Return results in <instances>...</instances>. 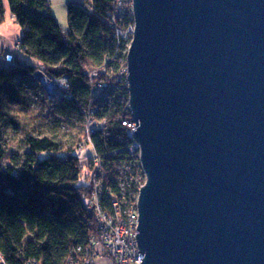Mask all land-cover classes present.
I'll return each instance as SVG.
<instances>
[{"label": "water", "instance_id": "95a60500", "mask_svg": "<svg viewBox=\"0 0 264 264\" xmlns=\"http://www.w3.org/2000/svg\"><path fill=\"white\" fill-rule=\"evenodd\" d=\"M131 2L140 264H264V0Z\"/></svg>", "mask_w": 264, "mask_h": 264}, {"label": "trees", "instance_id": "16d2710c", "mask_svg": "<svg viewBox=\"0 0 264 264\" xmlns=\"http://www.w3.org/2000/svg\"><path fill=\"white\" fill-rule=\"evenodd\" d=\"M5 1L26 34L19 46L22 59L0 67V256L6 264L29 259L65 264L72 249L98 236L94 214L83 206L89 185L78 184L82 167L92 170L93 152L101 159L98 176L100 191L107 190V210L120 195L122 161H132L133 175L142 177L121 125L131 119L121 74L129 40L117 37L114 29L124 31L133 23L131 6L112 23L115 0H80L81 12L69 10L63 31L47 0ZM4 16L0 0V24ZM37 72L48 80L65 78L69 98L50 99ZM97 86L101 90L93 96ZM89 121L97 125L88 142ZM82 146L92 151L87 163L77 154ZM138 188V180L125 185L127 202H135Z\"/></svg>", "mask_w": 264, "mask_h": 264}, {"label": "built area", "instance_id": "2783aa9c", "mask_svg": "<svg viewBox=\"0 0 264 264\" xmlns=\"http://www.w3.org/2000/svg\"><path fill=\"white\" fill-rule=\"evenodd\" d=\"M132 0H115L112 7V23L118 16V12H121L126 5L132 4ZM132 14V11L130 12ZM13 19V17H12ZM133 19V17H132ZM115 34L117 37H122L123 39H128L129 44L132 37L133 23L129 25L124 31H119L115 27ZM25 30L20 29V35L15 42V53H20V44L25 39ZM129 47V46H128ZM15 57L13 55H6L4 61L7 66H11ZM21 64H25L21 61ZM125 75L126 81V63L125 68L122 70L121 74ZM38 75L41 72H37ZM48 84H51V88L45 90L48 95L49 92H54L52 96L48 97H60L69 98V95L65 94L68 89V83L65 78H60L57 80H48ZM44 88V87H43ZM101 90V86H97L96 90H92L93 96H96ZM96 123L89 121L88 127L86 129V140L90 141V135L94 132ZM121 125L126 128V135L129 140H131V145L128 148V153L130 156H135L139 170L138 162V145L134 138V131L136 130V124L130 119V121H122ZM91 150L92 145H89ZM84 147H80L77 150V154H81ZM92 159V172H90L93 178V193L92 199L89 202L84 203V207L93 211L94 217L98 224V236L95 239H91L87 246L77 247L72 249L70 255L68 256L65 264H96V261H106L107 264H140L142 262L143 256H140L138 252L137 243L135 240V235L137 234V212H136V199L135 202H127L125 194H123L126 184L132 183V181H137L139 188L144 183V175L134 176V164L132 161L126 160L121 162L120 176L118 177V188L120 190V195L116 196L113 200L109 202L108 205L103 203V198L101 194L104 195L106 191H100V177L98 172L101 168V159L98 155L93 152ZM140 181V182H139ZM138 188V189H139ZM139 191V190H138ZM122 192V193H121ZM97 259V260H96ZM2 257L0 256V262ZM96 260V261H95ZM26 264H38L35 260L29 259Z\"/></svg>", "mask_w": 264, "mask_h": 264}, {"label": "rangeland", "instance_id": "374dc122", "mask_svg": "<svg viewBox=\"0 0 264 264\" xmlns=\"http://www.w3.org/2000/svg\"><path fill=\"white\" fill-rule=\"evenodd\" d=\"M47 4H48V8H49L52 16L55 18V20L58 23L59 27L63 31H67V29H68L69 10L72 9V12L74 14H78V13L81 12V9H80L79 5L83 6V4L81 5L80 0H47ZM19 35H20V30H19L18 37H19ZM13 56L15 57V55H13ZM2 78H3L2 75H0V80ZM51 99L55 101V100H58V97L57 96L56 97H51ZM17 149H18V151H23L22 145L19 144L17 146ZM81 154H82L81 155V161L87 163V158H88V156L92 155V151L89 148H87V146H86V147H84V150H83V152ZM39 157L43 158L44 154H40ZM90 172H92V171H90ZM90 174L91 173L88 172V169L86 167H82V173H81V177L79 179L78 184L79 185H89V189H90V195H89L88 198L86 197L83 200V204L86 203V202H89L92 199L93 178H92V175H90ZM86 176H87L88 180L85 179ZM101 197L103 198V200H105V197H104L103 194H101ZM96 264H107V262L101 260V261H96Z\"/></svg>", "mask_w": 264, "mask_h": 264}, {"label": "crops", "instance_id": "0c3cea01", "mask_svg": "<svg viewBox=\"0 0 264 264\" xmlns=\"http://www.w3.org/2000/svg\"><path fill=\"white\" fill-rule=\"evenodd\" d=\"M5 16L4 21L0 24V67H6L4 62L6 55H15V60H21V54L15 53V42L21 29L12 19L8 4L4 0Z\"/></svg>", "mask_w": 264, "mask_h": 264}, {"label": "bare ground", "instance_id": "6f19581e", "mask_svg": "<svg viewBox=\"0 0 264 264\" xmlns=\"http://www.w3.org/2000/svg\"><path fill=\"white\" fill-rule=\"evenodd\" d=\"M41 79L43 80L44 85H45L48 89H50V88L52 87L51 84L46 83V82L44 81L43 78H41ZM41 79H40V80H41ZM0 264H6V263H5L4 260L2 259L1 262H0Z\"/></svg>", "mask_w": 264, "mask_h": 264}]
</instances>
